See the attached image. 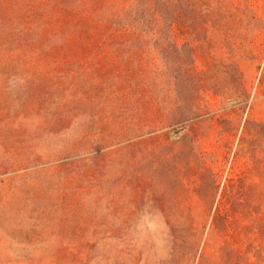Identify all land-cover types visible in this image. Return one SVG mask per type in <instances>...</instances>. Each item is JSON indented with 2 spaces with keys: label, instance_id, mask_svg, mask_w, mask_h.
<instances>
[{
  "label": "rangeland",
  "instance_id": "rangeland-1",
  "mask_svg": "<svg viewBox=\"0 0 264 264\" xmlns=\"http://www.w3.org/2000/svg\"><path fill=\"white\" fill-rule=\"evenodd\" d=\"M0 264H264V0H0Z\"/></svg>",
  "mask_w": 264,
  "mask_h": 264
}]
</instances>
